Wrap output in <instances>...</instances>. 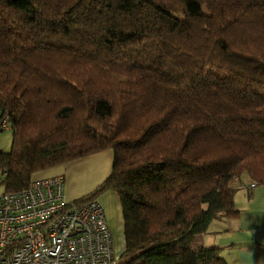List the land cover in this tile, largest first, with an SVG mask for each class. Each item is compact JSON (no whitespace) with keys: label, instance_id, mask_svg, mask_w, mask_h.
Here are the masks:
<instances>
[{"label":"trees","instance_id":"obj_1","mask_svg":"<svg viewBox=\"0 0 264 264\" xmlns=\"http://www.w3.org/2000/svg\"><path fill=\"white\" fill-rule=\"evenodd\" d=\"M6 119L4 193L113 150L77 201L118 195V264H227L202 235L264 185V0H0Z\"/></svg>","mask_w":264,"mask_h":264},{"label":"built area","instance_id":"obj_2","mask_svg":"<svg viewBox=\"0 0 264 264\" xmlns=\"http://www.w3.org/2000/svg\"><path fill=\"white\" fill-rule=\"evenodd\" d=\"M9 128L7 119L0 123V130ZM118 262L104 208L96 200L67 201L64 176L0 194V264Z\"/></svg>","mask_w":264,"mask_h":264},{"label":"crops","instance_id":"obj_3","mask_svg":"<svg viewBox=\"0 0 264 264\" xmlns=\"http://www.w3.org/2000/svg\"><path fill=\"white\" fill-rule=\"evenodd\" d=\"M113 164L114 152L106 150L37 172L32 180L64 176L65 198L72 202L101 186L111 175ZM239 184L244 188L238 189ZM233 185L237 188L234 202L238 215L213 221L202 235L203 245L219 249L227 264H264V185H255L247 175ZM99 202L107 209L114 250L120 259L126 247L120 199L115 192L108 191L100 196Z\"/></svg>","mask_w":264,"mask_h":264},{"label":"rangeland","instance_id":"obj_4","mask_svg":"<svg viewBox=\"0 0 264 264\" xmlns=\"http://www.w3.org/2000/svg\"><path fill=\"white\" fill-rule=\"evenodd\" d=\"M12 141H13V133H12V130L10 128L7 129V130H3L2 132H0V152H9L11 150V148H12ZM3 181H4V176L2 174H0V194H2V193L5 192V188H4L3 184H2ZM101 195H99L94 200H96V201L99 202V199H100V196ZM105 210H106V213H107V209L106 208H105Z\"/></svg>","mask_w":264,"mask_h":264}]
</instances>
